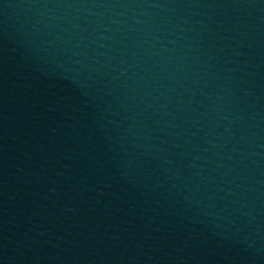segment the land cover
<instances>
[{"label": "water", "instance_id": "95a60500", "mask_svg": "<svg viewBox=\"0 0 264 264\" xmlns=\"http://www.w3.org/2000/svg\"><path fill=\"white\" fill-rule=\"evenodd\" d=\"M0 264H264V0H0Z\"/></svg>", "mask_w": 264, "mask_h": 264}]
</instances>
